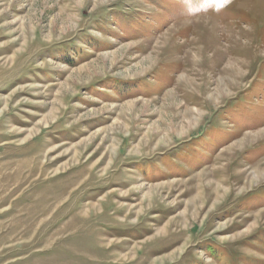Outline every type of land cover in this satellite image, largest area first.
<instances>
[{
	"label": "rangeland",
	"instance_id": "1",
	"mask_svg": "<svg viewBox=\"0 0 264 264\" xmlns=\"http://www.w3.org/2000/svg\"><path fill=\"white\" fill-rule=\"evenodd\" d=\"M0 264H264V0H0Z\"/></svg>",
	"mask_w": 264,
	"mask_h": 264
},
{
	"label": "bare ground",
	"instance_id": "2",
	"mask_svg": "<svg viewBox=\"0 0 264 264\" xmlns=\"http://www.w3.org/2000/svg\"><path fill=\"white\" fill-rule=\"evenodd\" d=\"M207 17H209V16H207ZM210 18H211V17H210ZM228 70L231 71L230 73H234V72H236V69H234V67H229Z\"/></svg>",
	"mask_w": 264,
	"mask_h": 264
}]
</instances>
